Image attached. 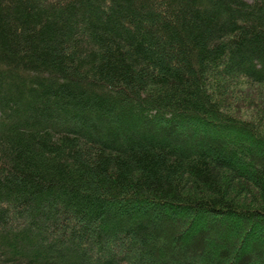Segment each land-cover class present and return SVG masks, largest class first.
Here are the masks:
<instances>
[{"label": "trees", "instance_id": "obj_1", "mask_svg": "<svg viewBox=\"0 0 264 264\" xmlns=\"http://www.w3.org/2000/svg\"><path fill=\"white\" fill-rule=\"evenodd\" d=\"M255 86L264 0H0V264H264Z\"/></svg>", "mask_w": 264, "mask_h": 264}, {"label": "rangeland", "instance_id": "obj_2", "mask_svg": "<svg viewBox=\"0 0 264 264\" xmlns=\"http://www.w3.org/2000/svg\"><path fill=\"white\" fill-rule=\"evenodd\" d=\"M230 93L234 94V96L226 100L225 104H227L230 108H232L234 112L251 113L255 110L257 114L264 113V87L263 86H255L247 90H243L241 93V98L237 92L236 93L230 92ZM230 93L227 90H225L224 96L230 95ZM209 242L211 243V241ZM134 251L135 250H133V252ZM134 253H136V251Z\"/></svg>", "mask_w": 264, "mask_h": 264}]
</instances>
